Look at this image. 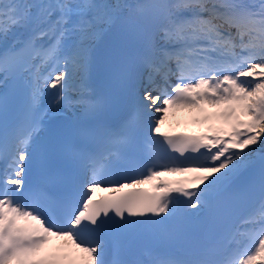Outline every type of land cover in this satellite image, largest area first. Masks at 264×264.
Wrapping results in <instances>:
<instances>
[{
	"label": "snow or ice",
	"instance_id": "1",
	"mask_svg": "<svg viewBox=\"0 0 264 264\" xmlns=\"http://www.w3.org/2000/svg\"><path fill=\"white\" fill-rule=\"evenodd\" d=\"M0 264H264V0H0Z\"/></svg>",
	"mask_w": 264,
	"mask_h": 264
},
{
	"label": "bare ground",
	"instance_id": "2",
	"mask_svg": "<svg viewBox=\"0 0 264 264\" xmlns=\"http://www.w3.org/2000/svg\"><path fill=\"white\" fill-rule=\"evenodd\" d=\"M47 103V102H46ZM215 112V109L208 108L205 112H198L192 109H174L170 110L165 123L162 126L163 131L179 130V129H190L197 132L206 131L208 123L203 122V117L206 114ZM161 114H157L159 116ZM258 147V146H254ZM169 180H177L182 177L179 175H168L166 177Z\"/></svg>",
	"mask_w": 264,
	"mask_h": 264
}]
</instances>
